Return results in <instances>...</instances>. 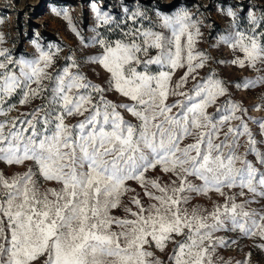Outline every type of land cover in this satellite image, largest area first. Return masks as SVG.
<instances>
[{
    "label": "snow or ice",
    "instance_id": "1",
    "mask_svg": "<svg viewBox=\"0 0 264 264\" xmlns=\"http://www.w3.org/2000/svg\"><path fill=\"white\" fill-rule=\"evenodd\" d=\"M86 3L73 45L0 31V264H252L264 0Z\"/></svg>",
    "mask_w": 264,
    "mask_h": 264
},
{
    "label": "rangeland",
    "instance_id": "2",
    "mask_svg": "<svg viewBox=\"0 0 264 264\" xmlns=\"http://www.w3.org/2000/svg\"><path fill=\"white\" fill-rule=\"evenodd\" d=\"M196 2V0H194ZM199 3L208 5L210 0H198ZM52 7L67 8L75 19L87 18L89 16L86 0H0V31L8 33L12 37H17L16 43L21 51H30L28 47L30 36L39 31L49 41L62 42L64 44L73 45L75 43L73 34L67 28L66 21L61 17H57L51 12ZM212 19L216 21L219 27H222L224 21L213 11ZM86 22V19H85ZM216 55H227L225 49L223 54L215 52ZM223 75L226 77H239L244 75H252L235 69H225ZM259 90L256 91H240L237 98L243 97L246 104L257 102ZM260 113L253 112V115ZM242 244H248V241H241ZM250 249L245 247L244 251ZM252 264H264V253L252 249ZM243 253L229 249L223 252L225 259L235 257L241 259Z\"/></svg>",
    "mask_w": 264,
    "mask_h": 264
}]
</instances>
